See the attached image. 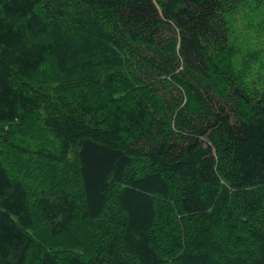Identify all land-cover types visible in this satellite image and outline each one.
<instances>
[{
	"label": "trees",
	"instance_id": "16d2710c",
	"mask_svg": "<svg viewBox=\"0 0 264 264\" xmlns=\"http://www.w3.org/2000/svg\"><path fill=\"white\" fill-rule=\"evenodd\" d=\"M229 4L0 0V264H264V96L226 62ZM37 119L53 147L15 139Z\"/></svg>",
	"mask_w": 264,
	"mask_h": 264
},
{
	"label": "rangeland",
	"instance_id": "374dc122",
	"mask_svg": "<svg viewBox=\"0 0 264 264\" xmlns=\"http://www.w3.org/2000/svg\"><path fill=\"white\" fill-rule=\"evenodd\" d=\"M228 7L230 10L225 15L227 16V25L229 27L227 43L228 56H226V62H228L235 74H242L246 86L251 88L249 90H254V92H252L254 94L253 96L260 98L264 96V0H234V4H229ZM171 36H173V34L170 32H167L165 35L167 38ZM167 88V90H162L166 100L170 102L177 100L178 91H175L170 85H168ZM197 88H199L201 92L207 93V85L200 84ZM209 92L211 95L215 96L212 91ZM213 98L218 99L217 95ZM35 126L43 131V134L39 132L42 145L53 147L54 141L50 134L45 131L42 121L39 119H37L36 125L34 121L27 127L24 126V133L19 134V138L16 137L15 139H19L22 142L24 141L25 144L27 143L32 147L39 145L38 143L35 144L32 142L30 135V129H33ZM178 131L179 130L176 132L178 133ZM34 135L36 136V134ZM70 162H72V159ZM27 170L30 171L29 167H27ZM29 175L32 178V175ZM217 177L222 183L225 182L219 174ZM232 223L238 228L244 226L241 218L237 219L235 217ZM230 229V225L225 222V226L222 227V230H216L218 233L216 237L220 238V236H222V238H227L230 233L240 234L232 232ZM55 249L60 250L63 248L55 247Z\"/></svg>",
	"mask_w": 264,
	"mask_h": 264
}]
</instances>
